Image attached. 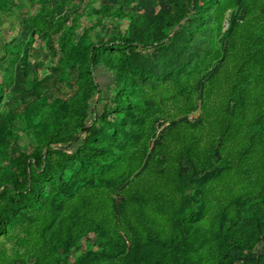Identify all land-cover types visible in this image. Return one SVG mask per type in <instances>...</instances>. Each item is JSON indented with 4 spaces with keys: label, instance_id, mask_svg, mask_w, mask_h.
Returning a JSON list of instances; mask_svg holds the SVG:
<instances>
[{
    "label": "trees",
    "instance_id": "trees-1",
    "mask_svg": "<svg viewBox=\"0 0 264 264\" xmlns=\"http://www.w3.org/2000/svg\"><path fill=\"white\" fill-rule=\"evenodd\" d=\"M26 1L0 264H264V0Z\"/></svg>",
    "mask_w": 264,
    "mask_h": 264
},
{
    "label": "rangeland",
    "instance_id": "rangeland-1",
    "mask_svg": "<svg viewBox=\"0 0 264 264\" xmlns=\"http://www.w3.org/2000/svg\"><path fill=\"white\" fill-rule=\"evenodd\" d=\"M18 2L19 5L12 8L11 14L0 25V52L3 41L9 38L15 31L19 14L28 10V2L26 0H18ZM98 75L103 84L109 81L110 76L107 75L105 70L100 69ZM260 250L264 252V243L260 246Z\"/></svg>",
    "mask_w": 264,
    "mask_h": 264
}]
</instances>
